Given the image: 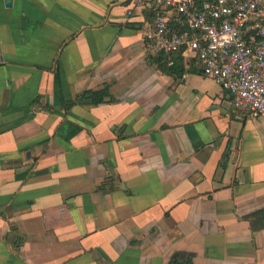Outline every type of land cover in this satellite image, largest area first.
Instances as JSON below:
<instances>
[{
	"label": "crops",
	"instance_id": "0c3cea01",
	"mask_svg": "<svg viewBox=\"0 0 264 264\" xmlns=\"http://www.w3.org/2000/svg\"><path fill=\"white\" fill-rule=\"evenodd\" d=\"M148 13L0 0V264H264V113L161 70Z\"/></svg>",
	"mask_w": 264,
	"mask_h": 264
},
{
	"label": "built area",
	"instance_id": "2783aa9c",
	"mask_svg": "<svg viewBox=\"0 0 264 264\" xmlns=\"http://www.w3.org/2000/svg\"><path fill=\"white\" fill-rule=\"evenodd\" d=\"M129 2L151 13L142 26L148 55L165 56L168 64L177 54L193 60L240 114L264 113V0Z\"/></svg>",
	"mask_w": 264,
	"mask_h": 264
},
{
	"label": "trees",
	"instance_id": "16d2710c",
	"mask_svg": "<svg viewBox=\"0 0 264 264\" xmlns=\"http://www.w3.org/2000/svg\"><path fill=\"white\" fill-rule=\"evenodd\" d=\"M151 17V13H148V19H150ZM150 60L153 62H157L158 66L161 70L166 71L168 73H177V74H182L185 70L184 65H183V59L182 56L177 54V58L175 60V63L168 66L167 62L165 59H163L164 61H162V57L161 56H150ZM189 71L194 72L195 69L194 68H188ZM86 93V92H85ZM85 93H83L82 96H85ZM92 98L96 101L99 100H112L113 96L109 93V91L105 88V89H101L100 91H92L90 92ZM229 156V148L227 147L219 161V165L221 166H225L226 161L228 159ZM264 219V208H261L259 210H256L255 212H253V214H251L249 216V219L251 221V224L257 219ZM175 262L174 264H190V260L187 259L186 263H184L183 261H180L179 259H173ZM171 260V261H173ZM171 264V263H170Z\"/></svg>",
	"mask_w": 264,
	"mask_h": 264
},
{
	"label": "rangeland",
	"instance_id": "374dc122",
	"mask_svg": "<svg viewBox=\"0 0 264 264\" xmlns=\"http://www.w3.org/2000/svg\"><path fill=\"white\" fill-rule=\"evenodd\" d=\"M171 260H173V259H170V260L168 261V263H167V264H170V263H171V264H174V262H175V261H174V260H173V261H171Z\"/></svg>",
	"mask_w": 264,
	"mask_h": 264
},
{
	"label": "water",
	"instance_id": "95a60500",
	"mask_svg": "<svg viewBox=\"0 0 264 264\" xmlns=\"http://www.w3.org/2000/svg\"><path fill=\"white\" fill-rule=\"evenodd\" d=\"M6 4H9V2H7Z\"/></svg>",
	"mask_w": 264,
	"mask_h": 264
}]
</instances>
